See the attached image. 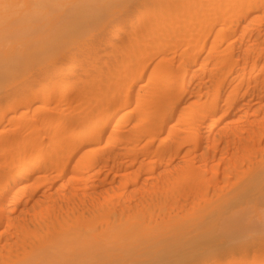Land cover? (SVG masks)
<instances>
[{
    "label": "rangeland",
    "instance_id": "1",
    "mask_svg": "<svg viewBox=\"0 0 264 264\" xmlns=\"http://www.w3.org/2000/svg\"><path fill=\"white\" fill-rule=\"evenodd\" d=\"M6 1L0 0L5 7L0 13V63L31 19L33 29L55 39L49 53L28 56L31 61L26 59L8 75H0V206L6 202V221L7 216L13 217V226L0 225V264H21L32 254L36 235L47 234L51 227L72 231L94 210L122 217L152 211L159 220L175 216L194 220L234 196L233 204L239 209L253 202L258 190L251 191L250 184L264 172V110L249 113L250 119L259 120L254 134L230 133L233 128L249 127L237 108L249 95L237 99L236 109L223 106L216 114L221 126L227 118L237 121L222 129L216 148L207 142V135L217 134L220 126L197 124L200 132L196 133L205 135L198 152L188 141L181 147L182 152L191 151L186 158L195 161V167L184 163L186 158L169 156L175 150L172 140L190 134L172 127L179 111L160 129L147 116L139 121L136 111L143 100L158 104L154 99L161 96V85L168 84L166 73L180 74L186 68L205 84L198 100L187 97L183 103L197 100L203 106L215 96L235 101L234 86L242 80L250 82L251 72L249 67L243 78L238 69L249 55L254 58L259 41L264 40V0H156L151 5L162 8L150 14L141 12L146 7L142 0H109L106 9L90 21L70 26L68 35L63 32L65 25L91 0ZM133 28L142 29L140 35ZM263 78L260 72L250 83ZM66 87L72 92L65 94ZM128 93L132 101L102 130L106 110L112 111ZM85 136L92 141L81 145ZM23 148L25 159L19 155ZM148 150L155 151L150 159L169 161L157 162L155 167L157 175L171 178L170 185L154 178L150 170L139 177L131 173L134 168L117 172L134 157L142 159ZM49 153L55 164L47 177L13 180L33 157H40L39 167ZM61 184L67 186L58 188ZM10 188L7 197L4 192ZM260 203L264 205V198ZM56 212L60 218L51 223L48 214ZM257 221L252 225L256 231L229 238L222 246V241H215L220 253H210L201 264H240L263 253L264 226ZM16 226L24 229L17 232ZM128 250L126 242H118V254Z\"/></svg>",
    "mask_w": 264,
    "mask_h": 264
},
{
    "label": "bare ground",
    "instance_id": "2",
    "mask_svg": "<svg viewBox=\"0 0 264 264\" xmlns=\"http://www.w3.org/2000/svg\"><path fill=\"white\" fill-rule=\"evenodd\" d=\"M15 0H7L5 3L12 4ZM29 0H27L28 3ZM131 1V0H123ZM145 4L144 14L151 12L156 13L155 8H162V6L151 5L156 0H142ZM109 4V0H91L87 6H84L72 21H68L67 26L63 32L68 35L70 26L81 25L86 21H90L96 12L103 11ZM4 5V4H3ZM0 4V13L5 8ZM6 5V4H5ZM250 5H253L250 2ZM252 10L258 9L257 6H251ZM1 19V17H0ZM28 20V18H26ZM155 20V19H154ZM28 21L26 28H21L17 36L19 39L14 41V46H10L6 49L4 61L0 63V75L6 76L15 68H17L23 61L30 60L28 56L41 57L43 54H47L52 51L54 46L55 35L48 37L44 31L33 29L34 23ZM73 23V24H72ZM135 23V22H134ZM33 24V26H32ZM71 24V25H70ZM147 25V24H146ZM29 26L32 27L29 28ZM29 28V29H28ZM33 30V31H32ZM135 33L142 32L136 28L132 29ZM260 46L255 50L254 58L245 59V62L238 69V75L245 78L249 67L251 72L249 75L250 82L253 81L260 72L264 73V40L259 41ZM58 52V47L55 49V53ZM32 59V58H31ZM224 58L220 57L222 61ZM25 61L27 63L28 61ZM31 61V60H30ZM29 61V62H30ZM260 64V65H259ZM190 68H186L184 72L176 74L168 72L164 75V78L168 80V84L160 87L161 96L154 99V102L158 104H147L146 100H143L141 107L136 111L137 119L142 121L146 117L148 122L154 124V128H161L164 122L171 123L172 115L175 111H179V115L172 124L174 130H183L186 133H190L188 136H178V139H173V146L175 150L169 154V156H177L186 158L191 153L190 150L182 152L185 142H189L192 150L197 153L202 146L205 135L196 133L195 130L200 132L197 124L203 121L206 128H210L213 125L220 126L217 134L207 135V142L214 145L215 148L219 145L221 140L222 129L227 128V123L237 122L235 120L225 119L226 122L221 126L222 119L216 118L218 111L224 106L228 109H236L237 99L246 95L250 96V99L246 103L241 104L239 110L243 113L240 116L244 118L243 121L249 127H243L242 130L233 128L230 130L232 136H237L242 132L248 134H254L257 131L258 122L257 119H250L249 113L251 111L258 112L264 110V78L261 82L251 84L250 82H244L242 80L240 84L234 86V91L237 92L236 100L231 101L229 98L221 100L218 96H215L212 102L207 105L201 106L198 103V97L205 81L201 79L198 74L193 71H189ZM190 72H193L192 75ZM212 82H215L214 76H211ZM157 81L154 78V83ZM1 84V81H0ZM72 88L66 87L64 93H71ZM233 92V91H232ZM122 95V94H120ZM187 97H196L197 100H192L190 103H183ZM133 96L131 94H124L119 100L118 105L112 110H106V114L103 118L102 130H104L108 123L118 116V114L124 109V107L132 101ZM162 98H166V101H162ZM221 100V101H220ZM224 105H221V103ZM135 112V113H136ZM142 119V120H140ZM146 121V122H147ZM212 121V122H209ZM230 134V135H231ZM102 135V133L100 134ZM230 135L226 136V140L230 138ZM175 140V141H174ZM180 140V141H178ZM92 141V137L85 136L81 145ZM165 144V143H164ZM201 145V146H200ZM172 147H170L171 149ZM166 151V149H165ZM163 151L162 155L166 153ZM216 151V150H215ZM155 151L148 150L142 159L134 157L131 162L125 163L126 166L118 168V171L129 168H134L131 173H135L137 177L145 171L149 170L154 173V178L159 177L160 182L170 185L171 178L156 174V163L168 164V160L163 158L159 161L155 158L150 159V154ZM20 158L25 159L26 148H23L19 152ZM171 158H174V157ZM110 157V156H109ZM47 162L38 167L37 161L40 157H33L31 162L21 166L20 171L17 172L14 181L21 180L26 177L28 179L47 177V170L54 168V158L49 153L45 155ZM114 161H117L118 155L112 156ZM103 159H106L105 157ZM184 163H188V166L195 167V161L187 159ZM124 164V163H122ZM34 170L33 173H30ZM108 175L105 176V179ZM196 178L192 175L190 180L194 181ZM114 181V180H113ZM157 182V181H156ZM115 183V182H114ZM158 183V182H157ZM67 185H58V188H64ZM251 191L258 190L253 202L242 209L237 208L234 205V199H226L224 202L213 207L208 213L201 214L200 216L193 218L194 220L178 219L176 216L171 219L165 218L163 220L158 219V215L152 211H142L136 214L122 217L121 215L105 214L100 209L99 211H92L88 214L87 218L81 219L78 222L76 228L72 231L58 230L56 228H49L47 234L36 235L33 252L30 256L24 258L21 264H201L210 253H220V249H216L217 243L215 241L227 242L229 238H238L244 236L246 231H256L252 228L253 221L258 219L256 223L264 226V205L260 203V200L264 198V172L261 176L253 179L250 184ZM96 187V186H94ZM11 188L4 192V195L8 197L11 192ZM1 193V192H0ZM145 196L143 197V199ZM151 198V197H150ZM149 202L140 200L139 203L145 204ZM5 203L0 206L2 214H0V225L7 227L13 226L12 218L10 215H5ZM50 222L60 218L58 212L48 214ZM78 220V219H77ZM15 227V225H14ZM19 229H24V226H16L17 232ZM260 230V228H258ZM192 231H198L197 234L192 235ZM118 242H126L129 246L127 252H121L118 254ZM124 246V245H123ZM121 246V248H123ZM215 248V249H214ZM73 256V259H68ZM196 258V259H194ZM75 260V261H73ZM79 262V263H78ZM264 264V252L254 254L251 259H244L240 264ZM231 264H238L236 261Z\"/></svg>",
    "mask_w": 264,
    "mask_h": 264
}]
</instances>
